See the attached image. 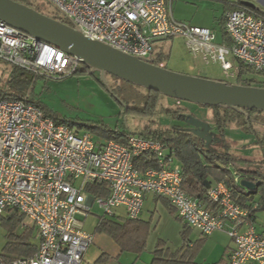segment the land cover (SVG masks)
<instances>
[{
  "label": "built area",
  "instance_id": "2783aa9c",
  "mask_svg": "<svg viewBox=\"0 0 264 264\" xmlns=\"http://www.w3.org/2000/svg\"><path fill=\"white\" fill-rule=\"evenodd\" d=\"M44 1L86 38L131 56L153 58L154 42L179 37L194 58L218 63L225 73L233 69L237 75L240 63L264 74V16L242 4L225 14L223 29L231 41L225 44L207 28L176 21L171 0ZM0 61L33 80L68 78L81 65L78 58L2 22ZM143 154L155 163L140 172L134 160ZM174 161L158 141L130 134L124 143H97L87 132L44 117L24 99H0V214L16 211L39 240L33 257L11 264H81L91 237L78 217L85 219L97 204L101 217L136 220L147 194L165 199L202 237L225 231L234 244L225 264H264V233L254 231L234 188L218 182L203 199L191 197L181 188ZM240 180L234 175L232 184ZM91 186L98 195L88 191Z\"/></svg>",
  "mask_w": 264,
  "mask_h": 264
},
{
  "label": "rangeland",
  "instance_id": "374dc122",
  "mask_svg": "<svg viewBox=\"0 0 264 264\" xmlns=\"http://www.w3.org/2000/svg\"><path fill=\"white\" fill-rule=\"evenodd\" d=\"M226 1L235 0H171L170 8L175 20L188 25L205 27L220 39L222 32L218 20L223 16ZM253 1L264 10V0ZM37 2H43V0H37ZM51 9V6H47L44 12L49 13ZM153 48V58H157L160 53L163 54L162 66L168 70L207 79L223 80L227 83L235 81L236 72L233 69L225 73L218 63L204 62L200 58H194L187 50L182 38L156 41L153 43ZM232 63L236 67L237 63L233 60ZM190 66L192 70H189ZM12 71V66L0 61L1 89L8 87ZM259 78L264 79V76ZM109 82L111 86L109 88L114 91V94L106 92L87 73H78L61 80L39 78L31 86V96L49 117L70 123L74 129H79L78 131L89 132L93 141L104 143L106 140L98 133V128L133 133L141 130L150 120L127 112V105L137 108L143 106L145 92L142 88L130 87L120 82ZM159 107L152 118L158 127H183L185 123L181 118H173L166 113L168 109L182 112V108L212 126L210 118L207 117L209 111L200 109L197 105L186 102L177 103L176 100L162 98ZM252 115L255 120L252 133L239 127H231L226 129L224 139L230 154L240 160L253 161V163L238 162V165L264 169V114ZM150 125L155 126L153 123ZM90 128L97 130H89ZM215 148L219 149L220 146L215 145ZM174 162V164L177 163ZM153 198V195L146 196L141 213V218L145 219L149 228L146 249L141 253L142 260L152 259V252L158 242L164 243L171 253L179 250L184 243L181 234L184 223L179 220L175 211H171L161 200L155 201ZM102 215V209L97 204H93L85 219L78 217L82 222V229L89 234H97L95 228ZM6 216V212L0 216V254L8 241H12L11 235L20 236L25 226H29L26 218L22 221H7ZM185 233L191 242H195L201 236L197 230L191 228H187ZM98 234L109 237L105 233L98 232ZM217 241L219 242V240L208 238L202 243L195 254L197 264H210L219 257V250L214 246ZM135 256L129 251L122 252L123 260H135Z\"/></svg>",
  "mask_w": 264,
  "mask_h": 264
},
{
  "label": "trees",
  "instance_id": "16d2710c",
  "mask_svg": "<svg viewBox=\"0 0 264 264\" xmlns=\"http://www.w3.org/2000/svg\"><path fill=\"white\" fill-rule=\"evenodd\" d=\"M14 1L33 7L38 12L53 19L60 20L62 23L70 26V23L56 14L53 9H51L49 13H45L44 8L49 6V4H47L44 0L43 2H37V0ZM232 9L233 7H227L225 14ZM255 11L264 16V13L258 10ZM223 24V32L221 34L222 43L229 44L231 41L224 32ZM163 58V54L160 53L157 58H153L154 64L157 66L163 65ZM87 71H89V69L81 64L74 75L78 73H87ZM259 76H264V74L257 73L251 68L238 63V71L233 83L243 86L264 88V79H260ZM96 80L107 92V89L101 84V82L98 79ZM107 80L109 87H111L109 81H113L115 83L120 82L127 84L130 87H136L109 75H107ZM34 82L35 80L29 77L25 72L13 67L8 87L5 89L0 88V99H24L25 103L32 104L36 108L40 109L44 117L51 119L56 124H64L74 129L72 124L46 115L40 108L39 104L33 101L31 96V86ZM143 90L145 92L143 106L137 108L127 105V112L137 114L139 118L150 119L149 123H153L155 125L154 127L148 123L141 130L133 133L126 131H109L98 128V133L106 141L113 140L119 143H124L126 137L130 134L158 141L168 153L173 155L174 160L180 166L182 177L181 188L187 195L203 199L206 192L204 181H207L209 184L224 182L227 186L234 188V197L236 198V202L249 211V219L252 223H254V214L259 211H264V169L258 167H241L238 165V162L253 163V161L240 160L230 154L228 151V145L224 139V133L226 129L231 127H239L244 131L252 133V126L255 123L252 114L260 115L264 113L251 110L248 111V118L245 119L242 114L230 109L198 106L200 109L209 111V115L207 117L210 118L212 124L211 127L215 132H217L216 136L219 139L216 143H214L215 145L220 146L219 149H216L215 145L213 147H206L202 140L186 131V128L184 127H158V124L153 122L152 118L160 108V100L166 97L152 91ZM111 92L114 94L112 89ZM178 102L179 101H177V103ZM181 111L182 112L171 111L168 109L166 110V113L172 115L173 118H181L182 115L188 112L190 113V111H187V109L184 110L183 108ZM78 130L79 129H77V131ZM89 130L97 129L90 128ZM154 163L155 159L150 154H143L141 157L134 160V166L140 172L154 167ZM234 175L255 184L256 190L250 192L239 185H233L232 181ZM257 181L259 182L257 183ZM258 189H260V192H258ZM88 191L92 195H98V189L94 186L89 187ZM157 200H161L171 211H175L165 199L155 197V201ZM254 205H256L255 208H253ZM5 212L7 213V221H22L24 218L14 210H7ZM1 215L2 214H0V216ZM179 220L181 221V219ZM187 228L189 227L184 224L181 233L184 243L179 250L171 253L168 248L165 247L164 243L158 242L152 252L150 264H196L195 254L198 252V248L205 241L206 237H202L195 242H189L187 233H185ZM95 232L105 233L108 235L120 248L121 252L129 251L138 256L146 249L149 228L148 223L139 218L136 220H130L99 217ZM11 236L13 237L12 241H8L3 249V252L0 254V264H11V262L15 259L31 258L34 256L38 249L39 240L37 238V232L33 226H25L20 236H16L15 234ZM105 261L106 257L102 256L95 262V264H105Z\"/></svg>",
  "mask_w": 264,
  "mask_h": 264
},
{
  "label": "water",
  "instance_id": "95a60500",
  "mask_svg": "<svg viewBox=\"0 0 264 264\" xmlns=\"http://www.w3.org/2000/svg\"><path fill=\"white\" fill-rule=\"evenodd\" d=\"M251 7L249 4H243ZM0 22L37 41L53 45L76 57L97 73L98 80L111 93L107 75L130 85L152 91L166 98L197 106L230 109L248 118V111L264 113V88L207 79L177 73L154 64L153 58H140L125 54L106 44L86 38L77 28L46 16L33 7L14 0H0ZM186 129L206 147L219 139L204 121L191 115L185 117ZM205 188L210 184L204 181ZM239 186L252 192L256 185L240 180Z\"/></svg>",
  "mask_w": 264,
  "mask_h": 264
},
{
  "label": "crops",
  "instance_id": "0c3cea01",
  "mask_svg": "<svg viewBox=\"0 0 264 264\" xmlns=\"http://www.w3.org/2000/svg\"><path fill=\"white\" fill-rule=\"evenodd\" d=\"M236 4H240V5L241 4L242 5L243 4H249L251 6L250 9L258 10V11L264 13V10L261 9L260 6H258L257 3L253 0H235V1H229V2L226 1L223 16L218 20V24L221 27V32H223L222 24L224 22L225 11L227 10V7H233ZM172 16H173V14H172ZM173 18H174V16H173ZM193 26H196V25H193ZM217 39L218 38L216 36V42L222 43V35H221L220 39H218V40ZM189 70H192L191 66L189 67ZM215 184L216 183H210L209 187H212ZM147 195H151V194H147ZM146 196L144 197L143 204L145 202ZM153 197H154L153 199L155 200L156 196L153 195ZM142 208H143V206H142ZM141 213H142V210H141ZM141 213H140L139 219L145 221V219L141 218ZM260 213H261V215H260ZM252 225H253L254 231L257 234H263L264 233V211H259V212H256L254 214V223H252ZM245 229H246V227H244V226L240 227L241 232L244 231ZM87 234H89V233H87ZM89 235L91 237V240H90V243L87 247L86 252L84 253L81 264H95V262L102 256L106 257L105 264H108V262H110L109 264H150L151 259L148 258V259L142 260L141 254L138 256H135V260L134 259L123 260L122 252L120 251V248L112 241L111 238L105 236L104 234H98V233L97 234H89ZM201 238H202V236H200L196 240H199ZM208 238H211L214 240H219V242L217 241L214 244L216 249L219 250V255H218L219 257L214 262H212L210 264H225V262L227 261L232 249L234 248V244H233L231 238L227 235V233L225 231H215L212 234H210L209 236H207L205 238V240ZM188 240H189V238H188ZM189 242H191V241L189 240Z\"/></svg>",
  "mask_w": 264,
  "mask_h": 264
},
{
  "label": "flooded vegetation",
  "instance_id": "af4514ba",
  "mask_svg": "<svg viewBox=\"0 0 264 264\" xmlns=\"http://www.w3.org/2000/svg\"><path fill=\"white\" fill-rule=\"evenodd\" d=\"M87 74L88 75H90L91 77H93L95 80L96 79H98V74L97 73H93V74H89V72L87 71ZM97 81V80H96ZM188 115H191V116H193V117H195L196 118V116L193 114V113H186V114H184V115H182V117H181V119L183 120V123H185V117L186 116H188ZM197 119H200L201 120V118H197ZM202 121H204V120H202ZM184 128H186V129H191L192 127L190 126V125H188V124H186L185 123V125L183 126ZM211 127V126H210ZM212 128V127H211ZM211 132L215 135V137L217 138V136H216V132L215 131H212L211 130ZM216 143V142H215ZM215 144H211L210 146L211 147H213Z\"/></svg>",
  "mask_w": 264,
  "mask_h": 264
}]
</instances>
